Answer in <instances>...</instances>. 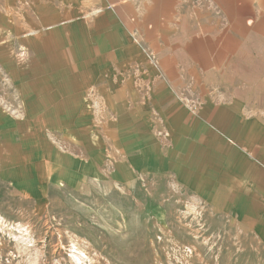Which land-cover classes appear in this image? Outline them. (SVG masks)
Returning a JSON list of instances; mask_svg holds the SVG:
<instances>
[{"label":"rangeland","instance_id":"1","mask_svg":"<svg viewBox=\"0 0 264 264\" xmlns=\"http://www.w3.org/2000/svg\"><path fill=\"white\" fill-rule=\"evenodd\" d=\"M27 7L0 0V264H264V75L173 86L115 26L66 50L83 107L30 110Z\"/></svg>","mask_w":264,"mask_h":264},{"label":"crops","instance_id":"2","mask_svg":"<svg viewBox=\"0 0 264 264\" xmlns=\"http://www.w3.org/2000/svg\"><path fill=\"white\" fill-rule=\"evenodd\" d=\"M27 2V19L17 30L35 34L25 44L35 58L28 73L15 67L10 79L21 82H16V92L28 100L30 110L61 113L83 107L86 94L77 83L82 75L66 71L76 67L66 60V50L98 49L94 34L114 42L115 26L125 37L143 41L173 86L218 74L235 81L263 79L259 74L264 75V0ZM74 30L82 32L78 39L83 45L76 44Z\"/></svg>","mask_w":264,"mask_h":264}]
</instances>
